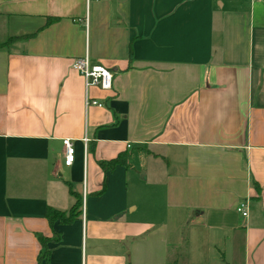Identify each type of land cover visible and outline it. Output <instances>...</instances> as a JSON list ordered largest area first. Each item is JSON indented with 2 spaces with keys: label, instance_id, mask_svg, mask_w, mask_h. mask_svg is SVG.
Here are the masks:
<instances>
[{
  "label": "crops",
  "instance_id": "crops-1",
  "mask_svg": "<svg viewBox=\"0 0 264 264\" xmlns=\"http://www.w3.org/2000/svg\"><path fill=\"white\" fill-rule=\"evenodd\" d=\"M0 21L36 33L0 48V264L55 232L48 264H264V1L0 0ZM85 56L114 75L104 107ZM124 152L150 165L103 171ZM70 186L82 215L52 228Z\"/></svg>",
  "mask_w": 264,
  "mask_h": 264
},
{
  "label": "trees",
  "instance_id": "trees-1",
  "mask_svg": "<svg viewBox=\"0 0 264 264\" xmlns=\"http://www.w3.org/2000/svg\"><path fill=\"white\" fill-rule=\"evenodd\" d=\"M59 20L58 17H50L47 22V26L57 22ZM35 34H30V35H24L21 37L17 38H10L6 42L0 43V48H4L5 46H8L11 42H13L16 39H22V38H30L34 37ZM132 49V48H131ZM133 54L132 50H130V60L132 59ZM131 157V153L129 152H124L118 155V157L111 159V160H101L99 161L100 167L103 169L104 172H110L113 171L117 166H124L127 167L129 166V160ZM70 193L72 196L75 198V202L73 206L71 207L70 211H61L59 209L50 207L48 208L46 212V218L49 221V224L52 228H54L56 223L66 225V224H71L75 220H77L81 215L83 211V196L73 190L70 186ZM60 235L58 233H54L53 237H46L43 235H38V239L42 245V250L40 254L38 255V261L37 264H48L50 261L51 257V249L49 247L50 243H55L60 240ZM168 264H180L177 261L171 262Z\"/></svg>",
  "mask_w": 264,
  "mask_h": 264
},
{
  "label": "built area",
  "instance_id": "built-area-1",
  "mask_svg": "<svg viewBox=\"0 0 264 264\" xmlns=\"http://www.w3.org/2000/svg\"><path fill=\"white\" fill-rule=\"evenodd\" d=\"M264 1V0H259ZM73 69L80 72L85 78V86L87 90L86 107L97 106L104 107V104L99 100L89 96L88 90L91 87H99L102 90H111L113 88L114 75L112 71L103 65H91L87 56L78 58L73 63ZM86 143L88 139L84 140ZM65 149V165L72 166L76 160V148L74 142L70 138L63 139ZM237 211L244 216L249 215L248 202H241Z\"/></svg>",
  "mask_w": 264,
  "mask_h": 264
},
{
  "label": "rangeland",
  "instance_id": "rangeland-1",
  "mask_svg": "<svg viewBox=\"0 0 264 264\" xmlns=\"http://www.w3.org/2000/svg\"><path fill=\"white\" fill-rule=\"evenodd\" d=\"M7 37H8V32L6 31V26H5V22H3V21H0V42H4L6 39H7ZM135 151V153H136V150H134ZM146 157H148V156H146ZM131 161V160H130ZM158 163H160V161H158ZM138 167H140V168H142V169H144V168H146L147 166H149L150 164H149V160L148 159H146L145 158V156H143V157H141V158H139L137 161H136V163H135ZM130 166H129V168H130V170H135V169H137V168H135V167H137V166H134V163L131 161V163L129 164ZM160 166L161 165H164V164H159ZM148 170V169H147ZM146 170V173H148V175H147V177H146V180H144L143 182L144 183H146V184H148L147 182H150V181H152V177H153V174L151 173V171H147ZM145 171L144 170H141V173L139 174V172L137 173L138 175H140V176H142V174H145L144 173Z\"/></svg>",
  "mask_w": 264,
  "mask_h": 264
}]
</instances>
